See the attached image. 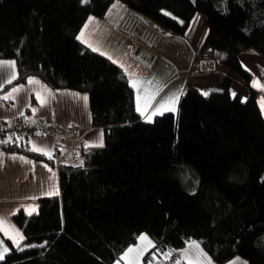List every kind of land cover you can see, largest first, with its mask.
I'll return each mask as SVG.
<instances>
[{"label": "trees", "instance_id": "16d2710c", "mask_svg": "<svg viewBox=\"0 0 264 264\" xmlns=\"http://www.w3.org/2000/svg\"><path fill=\"white\" fill-rule=\"evenodd\" d=\"M114 2L160 34L183 36L199 13L202 49L220 53L228 73L207 96L190 85L176 111L143 120L125 69L76 39ZM247 49L264 57V0H0V59L15 60L18 73L0 95L30 76L84 93L91 124L104 133L103 147L80 145L74 162L56 146L52 159L28 150L30 137L57 140L64 128L19 141L0 133V141L12 137L2 150L48 163L60 188L38 199L36 213L14 214L23 250L8 243L0 264H114L144 233L162 252L197 241L215 264L235 256L264 264V115L240 62ZM235 77L246 95L234 89ZM33 244L44 247H26Z\"/></svg>", "mask_w": 264, "mask_h": 264}, {"label": "crops", "instance_id": "0c3cea01", "mask_svg": "<svg viewBox=\"0 0 264 264\" xmlns=\"http://www.w3.org/2000/svg\"><path fill=\"white\" fill-rule=\"evenodd\" d=\"M114 4L117 7L113 9L112 6ZM112 6L110 7L111 11L109 10L103 18L93 17L92 44L98 47V52L103 51L106 53L105 55H111L119 61L118 64H123L129 73H135L136 78L152 81L150 88L160 89L156 95L157 101L161 97L177 93L178 91L183 93L190 85L207 92L216 87L217 78L221 73H228V70L220 63V53L209 47L202 49V44L207 34V27L204 25L205 27L199 29L194 25L193 18L198 17L196 14L189 24L191 30L188 27L187 34L177 36L161 33L157 48L158 56L150 67L140 65L131 59V54L134 52L133 42L129 41L118 27L126 7L120 2H114ZM197 22L204 23L202 15L198 17ZM239 58L242 66L252 74L250 85L253 87L254 79L264 85V57L254 49H247L240 54ZM205 66L208 68L206 69ZM42 84L44 83L42 82ZM20 85H24L25 89H31V91L22 92L15 101L9 100L6 103L0 100V120L11 121L16 118L26 120L28 118L27 120L35 119L39 122L60 123L64 130L57 140L51 137H30L29 139L37 145L50 146L52 154H54V147L56 146L64 161H78L77 149L80 145L84 146L86 142L90 144L98 142V136L102 128L91 124V112L88 102L85 106L82 100L76 99L71 95L79 92L66 89L53 90L48 87L52 91L53 96L48 98L47 106L42 108L34 94L35 86L28 85L27 81ZM12 87L7 88L2 95L10 91ZM253 88L258 92V103L260 106L264 92H261L257 87ZM234 89L244 95L247 94V86L239 77H235ZM79 94L81 96L86 95L84 93ZM134 98L136 104L135 90ZM141 104L143 106V100ZM152 107H155V101ZM176 107L177 104L175 105ZM32 108L37 109L35 115L31 111ZM20 112H23L24 115L21 116ZM151 112L152 108H148L144 116L138 113L143 120L148 121L147 116L151 115ZM165 112L169 111H163V113ZM155 116L152 115L151 120ZM71 125H75L76 130H70L69 127ZM13 157L16 158L14 159ZM19 157H24L32 163H25ZM44 164L48 165L44 161L35 160L16 152H6L0 148V216L6 217L7 221L19 231L21 229L13 220L14 214L19 209L24 210L28 214V211H30L29 206H38L39 198L49 196L45 192L50 185H54L60 192L57 171L48 165L55 172L54 180L49 179L52 174L43 167ZM31 197H36V199H31ZM11 235V233L5 235L4 232H0V242H2L3 247L9 249L8 243L15 246L13 239L9 238ZM190 243L180 249V253L181 250L188 248ZM200 249L206 253L201 245ZM191 255L194 256L195 253L193 252ZM182 260L188 263L187 259ZM234 261L236 264H247L246 260L239 256L233 257L224 264H233ZM212 262L215 264L213 260Z\"/></svg>", "mask_w": 264, "mask_h": 264}, {"label": "snow or ice", "instance_id": "6c2138e0", "mask_svg": "<svg viewBox=\"0 0 264 264\" xmlns=\"http://www.w3.org/2000/svg\"><path fill=\"white\" fill-rule=\"evenodd\" d=\"M82 3H88L89 0H81ZM113 9L117 7L114 4ZM111 11V10H110ZM165 15H170L169 13H165ZM198 20V17L193 18V23ZM94 24V18L89 17L88 22L83 26L79 35H77L76 39L81 43L86 44L87 47L91 48L92 51L96 52L99 51L98 47L94 46L88 40L85 39L86 34L90 35L89 28L91 25ZM190 30H191V26ZM187 34V33H186ZM106 53L100 51V55H105ZM108 59L111 60L113 63H119L116 59H114L111 55L108 56ZM120 67L124 68V74L129 76V86L132 87L136 91V110L142 115H145V111L148 108H152L151 115L147 116L148 122H151V116L162 114L163 111H176L175 105L178 103L179 95H182V91H178L177 93L166 95L161 97L158 101L156 100V95L159 93L160 89H151L150 86L152 81H144L143 79L136 78L135 73H129L127 68L123 64H120ZM18 79L17 73V62L15 60H0V90L4 89L5 85H11L13 81ZM27 84L31 86H35V97L39 102L40 106L46 107L48 103V98L53 96L52 91L48 88L47 85L42 84V82L35 77H28ZM253 87H257L260 89L261 92H264V85H261L259 81H253ZM31 91V89H25L24 85H20L17 87H12L10 91H7L5 94L0 95V100L2 101H9V100H16L22 92ZM76 99L82 100L84 105H87L88 96L83 95L81 96L79 93H73ZM203 95L207 96L208 92H204ZM233 96L236 95L235 92L232 93ZM143 100V106L141 101ZM155 101V107L153 108V102ZM243 102V101H242ZM260 109L261 113L264 114V96L260 101ZM33 115L37 113L36 108L31 109ZM23 116V112L19 113ZM28 118H26L27 121ZM34 123V121H32ZM11 126V125H9ZM36 135H41V133L37 132ZM103 130L99 133L98 142L94 144H90L88 142L85 143L84 147H103ZM22 139V137H17V141ZM12 137L9 136L6 140L0 141V143H11ZM28 143L31 147L28 149L29 151L37 152L41 155L47 156L48 159H52L53 155L50 150V146L48 145H37L31 139H29ZM63 151V149H62ZM14 159L16 157H13ZM19 159L23 160L25 163H32L31 161L26 160L24 157H19ZM43 167L48 170L52 175L49 179L54 180L55 172L51 168L48 167L47 164H44ZM46 195H58V189L55 188L54 185H50L49 189L45 192ZM31 199H36V197H31ZM30 211H28V215H32L33 213L37 212L38 206H29ZM0 232H4L5 235H12L9 237L13 239L14 245L17 247L18 250H23L20 247L21 242L26 239L25 235L16 229L11 223H9L6 217L0 216ZM47 243L46 241L44 242ZM26 247H44V244L41 245H26ZM156 249L155 252H152L151 258L147 261V264H160V261H166L172 258L173 252L171 250L167 252H162L161 249L157 247V245L146 235L140 234L137 237V243L133 246H129L123 253L119 256V259L115 262V264H143L144 258L146 254L151 250ZM9 251L7 247L2 246V242H0V260L4 259V255ZM195 253V255H191V253ZM182 259H187L188 264H213L211 258L204 253L200 249V244L198 242L192 241L188 248L181 250L180 258L174 261V264H181ZM238 260V258H237ZM233 264H236L234 261Z\"/></svg>", "mask_w": 264, "mask_h": 264}, {"label": "built area", "instance_id": "2783aa9c", "mask_svg": "<svg viewBox=\"0 0 264 264\" xmlns=\"http://www.w3.org/2000/svg\"><path fill=\"white\" fill-rule=\"evenodd\" d=\"M118 27L134 44L135 49L131 54V59L144 67H150L158 56L157 48L161 38L160 33L151 29L145 21L136 17L135 13L128 8L119 21ZM205 68L207 69L208 67L205 66ZM61 129H63V126L60 123L39 122L35 119L28 121L11 120L6 125L0 122V133L5 131L14 134L16 137L36 135L37 132L41 133V135L49 132L58 134ZM69 129L76 130V127L75 125H71ZM172 252V258L166 261L162 260L160 264H174V261L180 258L179 252Z\"/></svg>", "mask_w": 264, "mask_h": 264}, {"label": "rangeland", "instance_id": "374dc122", "mask_svg": "<svg viewBox=\"0 0 264 264\" xmlns=\"http://www.w3.org/2000/svg\"><path fill=\"white\" fill-rule=\"evenodd\" d=\"M110 9H111V8H110ZM110 9H109V10H110ZM196 15H197L198 17H201V15H200L199 13H197ZM87 22H88V21H87ZM87 22H86V23H87ZM86 23H85V24H86ZM85 24H84V25H85ZM194 25L197 26L199 29H200L201 27H205V26H204L205 24H204L203 22L198 23L197 20L195 21V24H194ZM82 28H83V27H82ZM88 31H89L90 35H87V34H86L85 39L92 43V25L90 26V28H89ZM80 32H81V31H80ZM129 41H130V40H129ZM134 49H135V47H134ZM262 178H264V172H263V174H262ZM144 234H145V233H144ZM146 235H147V234H146ZM147 236H148V235H147ZM148 237H149V236H148ZM149 238H150V237H149ZM207 255H208V254H207Z\"/></svg>", "mask_w": 264, "mask_h": 264}]
</instances>
